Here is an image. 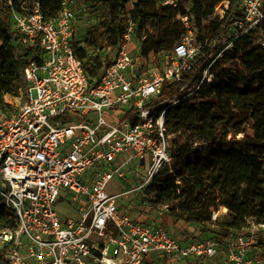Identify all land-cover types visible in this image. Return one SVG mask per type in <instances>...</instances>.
<instances>
[{"label": "built area", "instance_id": "obj_1", "mask_svg": "<svg viewBox=\"0 0 264 264\" xmlns=\"http://www.w3.org/2000/svg\"><path fill=\"white\" fill-rule=\"evenodd\" d=\"M159 4L177 8L180 0ZM239 10L218 55L264 21V0H240ZM177 16L185 29L181 41L164 62L145 68L129 49L138 26L131 17L117 43L80 58L73 47L75 0H62L53 18L43 16L38 2L28 13L12 11L16 43L39 52L21 70L25 85L12 96L19 100L16 111L0 108V196L15 221L0 229V264H148L152 255L264 264V220H249L221 239L210 224L209 236L194 239L137 220L121 205L173 168L165 112L191 91L161 99L162 86L191 70L200 50L193 18ZM116 182L125 185L122 191ZM58 201L74 213L59 216Z\"/></svg>", "mask_w": 264, "mask_h": 264}, {"label": "trees", "instance_id": "obj_2", "mask_svg": "<svg viewBox=\"0 0 264 264\" xmlns=\"http://www.w3.org/2000/svg\"><path fill=\"white\" fill-rule=\"evenodd\" d=\"M2 1L0 105L10 106L4 95H17L23 88L21 70L37 60L39 52L37 46L23 48L16 43L11 13H28L38 2L43 16L53 18L60 11L62 0ZM83 1L90 7L104 4L105 14L99 23L88 28L81 41L84 46L74 40V51L80 58L87 57L90 50L117 43L129 17L138 21L136 35L142 40V57L172 50L185 34L182 22L174 20L176 8L161 5L160 0H134L133 8L128 7L131 0ZM223 1H228L223 15L212 18L215 6ZM180 4L193 18L200 50L191 70L181 79L163 84L161 99L179 93L181 88L185 94L192 93L191 88L199 84L205 69L214 78L204 80L195 90L198 99L186 97L166 109V132L176 175L161 180L157 175L146 193H154L153 203L169 205L177 201L171 210L175 219L205 228L216 224L221 239L231 228H240L249 220H264V47L251 38L264 21L234 40L231 50L218 56L230 41L225 38L233 20L240 15V0H180ZM206 20V33L198 37V27ZM162 21L164 27L155 32L146 29L149 26L154 30ZM90 59L98 65L97 56ZM248 128L252 133L247 132ZM3 204L0 196V229L13 228L14 218L5 212ZM220 206L227 208L228 219L213 220L210 208Z\"/></svg>", "mask_w": 264, "mask_h": 264}, {"label": "rangeland", "instance_id": "obj_3", "mask_svg": "<svg viewBox=\"0 0 264 264\" xmlns=\"http://www.w3.org/2000/svg\"><path fill=\"white\" fill-rule=\"evenodd\" d=\"M134 0H131V2L128 4V7H130V5L132 4ZM76 2V19H75V29H76V34H75V41L77 43H81L83 37L85 36L87 30L89 27L99 23L105 14V5L104 4H100L97 7H93V6H87L86 9H84L83 7H81V4L84 2L83 0H75ZM4 1L0 0V20H1V16H2V10H3V6H4ZM87 4V3H86ZM227 3H225L224 1L219 4L216 5L214 8V13L212 15L213 17H221L223 11L222 8H225V5ZM174 9V8H173ZM176 15L174 17V20L180 21L177 14L178 12H185L186 9L185 7L180 4V6H178L176 8ZM170 14V13H169ZM209 20H206L203 22V25L199 28L198 27V37H203L206 33V25L208 23ZM165 23L162 21L160 22L157 26H155V29H151L149 28V26H146V29H149V32H155L156 29H160L162 26L164 27ZM251 38L253 40V42H255L256 44H261L264 47V24L258 28L255 29V31L251 34ZM138 41H142L138 38V36L136 35V37H133V39L130 42L129 45V49L132 51L133 57L135 59V62L138 66L141 67H149L152 65H156L159 62H164L165 59V55L169 52L168 50L162 51L158 54H154V53H150L148 55V57H142L140 55V49L136 48V46L138 45ZM199 42H203L202 40H200ZM231 50L227 49V51ZM220 56V55H218ZM240 57V55H239ZM201 76H205V81H207V78H214L213 74H210V72H208V69H205ZM196 87H192V93L187 96V97H193L195 96V99H198V94L194 93ZM185 93H180L177 94V97H183ZM4 101L6 103H8L10 106H4V105H0V108L5 111L10 113H14L16 111V109L19 106V100L12 97V95H5L4 97ZM248 133H252L251 129L248 128L247 129ZM241 136V135H238ZM176 175V167L174 166L172 168V171H168V170H163L161 171L158 176L157 179L161 180L165 177L168 176H175ZM178 178V177H177ZM179 183V181H177ZM124 184H119V183H114V187L116 188V190L118 191H122L124 189ZM140 193V194H139ZM138 194L140 195L138 197ZM132 201H122L121 205L127 209L130 212H139V217L143 216L141 218H145L146 216H149L151 213H155L157 215H160L158 212L161 211L162 213H164L165 215H169L172 216V207H174V205L176 204L177 201L171 202L169 205L167 204H161V203H153L154 200V193H146V190H142L141 192H136L133 194V196L131 197ZM118 200H121L118 199ZM55 210L57 211L59 216H66V215H70L73 214L74 210L73 207L70 204L67 203H63L62 201H58L55 204ZM210 210L212 211V217L216 215V220L217 221H222V220H226L228 219V215H227V208L224 206H220L218 207V209H215L214 207H211ZM173 217V216H172ZM174 218V217H173ZM175 219V218H174ZM183 220V219H182ZM176 221V219H175ZM174 221V222H175ZM216 225V224H215ZM207 228V227H206ZM204 226H201L199 229V233L197 234H193L192 237L194 239H198L205 231H207ZM204 238V237H203ZM219 238V236H218ZM259 238L260 240H264V231H262L259 234ZM220 239V238H219ZM164 258H155V260L153 262H151V264H188V263H182L179 261V259H177L176 257H173L172 255L165 257ZM217 263V260L215 257L213 258H208V260L205 261V263L203 264H215ZM200 264V263H199Z\"/></svg>", "mask_w": 264, "mask_h": 264}, {"label": "crops", "instance_id": "obj_4", "mask_svg": "<svg viewBox=\"0 0 264 264\" xmlns=\"http://www.w3.org/2000/svg\"><path fill=\"white\" fill-rule=\"evenodd\" d=\"M132 214L133 217H135L137 220L140 221H146V222H157L159 224H162L163 226H165L166 228H168L170 231H172L174 234L176 235H180L183 237H192V235L197 234L199 232V229L202 225L194 223V222H189V221H185L182 219H175L172 216L169 215H165L164 213H160V215H157L155 213H151L149 216H146L144 219L141 218L143 216L139 217V212H130ZM175 221V222H174ZM207 231H205L199 238H203L206 236H209L211 234L210 232V225L207 226ZM164 258L163 256L160 255H152L148 261V264H151V262H153L155 260V258ZM168 257V256H165ZM217 260V263L215 264H222L223 263V259L221 257V255L215 257ZM208 260V258H203L202 260L199 261H191V260H185V259H180L179 261L182 263H188V264H203L205 263V261Z\"/></svg>", "mask_w": 264, "mask_h": 264}]
</instances>
